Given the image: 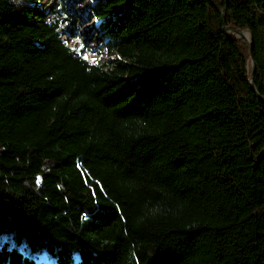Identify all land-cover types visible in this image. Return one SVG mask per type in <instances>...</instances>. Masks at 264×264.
<instances>
[{
	"label": "trees",
	"instance_id": "16d2710c",
	"mask_svg": "<svg viewBox=\"0 0 264 264\" xmlns=\"http://www.w3.org/2000/svg\"><path fill=\"white\" fill-rule=\"evenodd\" d=\"M36 1L0 0V264H264V102L225 31L264 99V0H72L97 63Z\"/></svg>",
	"mask_w": 264,
	"mask_h": 264
},
{
	"label": "rangeland",
	"instance_id": "374dc122",
	"mask_svg": "<svg viewBox=\"0 0 264 264\" xmlns=\"http://www.w3.org/2000/svg\"><path fill=\"white\" fill-rule=\"evenodd\" d=\"M36 3L39 4V6H41L42 8L49 10L51 14L48 16V20H57L60 23V30L63 32V35L61 36L66 40L68 46L75 49H82L83 55L90 63H97L112 59V57H106L103 53H101V51L98 50L99 43L97 41L96 35H93L94 32L92 30V28L95 26V23L93 21L84 25V31L89 32L88 36L80 37L77 40L69 39L68 35L65 34L66 31L62 30V28L64 29L67 25L66 23H64V16L61 12L58 11L59 8L61 6L72 8L76 13H79V18H83L84 13H81V11L89 8V2H85L82 6L79 7H75L72 0H37ZM92 36H94L93 39H91Z\"/></svg>",
	"mask_w": 264,
	"mask_h": 264
},
{
	"label": "water",
	"instance_id": "95a60500",
	"mask_svg": "<svg viewBox=\"0 0 264 264\" xmlns=\"http://www.w3.org/2000/svg\"><path fill=\"white\" fill-rule=\"evenodd\" d=\"M225 12H226V7L223 9V12H222V19H224V15H225ZM226 33L229 35V36H232V37H235L237 39H242L244 40L248 47H249V52H250V63H251V70H250V74H249V84H250V87L251 89L253 90V92L257 95V97L262 101L264 102V99L262 97H260L257 93H256V90H255V87H254V82H253V79H254V72H255V63H254V59H253V55H252V41H251V36L249 33L247 32H242L238 29H236L235 27H229L227 28L226 30ZM249 36V38H248Z\"/></svg>",
	"mask_w": 264,
	"mask_h": 264
},
{
	"label": "bare ground",
	"instance_id": "6f19581e",
	"mask_svg": "<svg viewBox=\"0 0 264 264\" xmlns=\"http://www.w3.org/2000/svg\"><path fill=\"white\" fill-rule=\"evenodd\" d=\"M65 34H66V32H65ZM248 38H249V36H248ZM64 41L66 42V40L64 39ZM250 65H251V63H250Z\"/></svg>",
	"mask_w": 264,
	"mask_h": 264
}]
</instances>
